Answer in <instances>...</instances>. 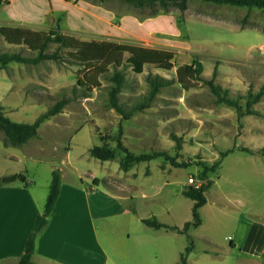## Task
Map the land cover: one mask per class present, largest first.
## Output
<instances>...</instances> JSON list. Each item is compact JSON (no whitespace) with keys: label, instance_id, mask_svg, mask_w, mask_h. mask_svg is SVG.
Returning a JSON list of instances; mask_svg holds the SVG:
<instances>
[{"label":"rangeland","instance_id":"obj_1","mask_svg":"<svg viewBox=\"0 0 264 264\" xmlns=\"http://www.w3.org/2000/svg\"><path fill=\"white\" fill-rule=\"evenodd\" d=\"M46 1L15 0L14 6L26 16L37 12ZM49 1L58 4L57 0ZM74 1L80 6L87 3L90 11L104 16L113 28L100 34H91L83 27L76 32L68 29L65 18L52 17L41 30L56 27L84 41L169 49L174 65L162 69L146 63L136 72L126 61L129 52L124 51L120 64H105L106 70L96 75L99 84L87 88L77 85V77L83 73L94 77L92 66L99 60L81 62L71 55L72 48L49 42L46 51L55 52L56 59L36 63L12 60L0 66V107L14 121L33 122L54 101L69 98L61 112L43 120L38 134L21 145L11 144L0 128V174L23 173L32 178L30 187L36 197L42 186L49 184L52 169L70 179L79 172L89 182L92 174L100 188L106 185L127 194L135 208L129 214L131 222L107 221V228L116 230L119 238L124 230L131 234L129 241L116 246L117 251L126 253L116 257L121 264H177L188 244V234L194 246L186 264L264 263V10L204 0H188L184 9L159 4L138 7L123 0ZM71 13V22L93 28L101 25L81 10L71 7ZM8 49L28 56L36 53L25 45H9L0 37V51ZM193 58L202 62L201 77L212 78L227 89L229 96L239 99L242 111L248 92L263 91L251 104L254 112L242 113L218 102L202 80L183 88L175 70ZM116 70L123 76L116 94L122 105L148 96L149 76L158 74L169 82L158 88L148 106L124 118L109 102L111 76ZM114 135L133 153L163 150L185 164L174 165L159 156L136 162L124 171L120 150L109 160L89 154L91 146L102 143L100 136L115 145L110 138ZM228 148L233 150L221 157ZM216 160L220 165L204 175V167ZM189 176L201 185L210 181L206 202L199 207L201 223L187 232L175 231L191 220L193 200L183 194L190 186ZM47 192L48 185L42 208ZM152 215L175 228L155 233L157 230L146 228L138 220L139 216ZM96 224L100 241L110 249L102 223ZM141 230L153 233V242H134L135 232ZM231 239L235 245H230Z\"/></svg>","mask_w":264,"mask_h":264},{"label":"trees","instance_id":"obj_2","mask_svg":"<svg viewBox=\"0 0 264 264\" xmlns=\"http://www.w3.org/2000/svg\"><path fill=\"white\" fill-rule=\"evenodd\" d=\"M6 0H0V4ZM134 6H153L154 4H159L163 7L168 5H175L180 9H184L187 6L188 0H123ZM214 3H225L231 5H241L246 7H258L264 10V0H204ZM0 37L3 38L8 44L22 46L25 45L30 50L35 51V55L28 56L22 54L18 50L8 49L6 51H0V66L4 67L8 62L23 61L36 63L43 59H56L55 52H47L49 42H57L63 47L72 48L71 55H74L77 60L81 62H87L91 59L99 60V63L92 66L94 69V77H90L83 73L81 76L77 77V85L85 86L89 88L90 86H95L99 84V80L96 75L106 70V65L108 63L114 62V64L119 65L122 59V54L124 51L129 52V57L126 61L132 66L133 70L136 72H141L144 64L149 63L157 68L170 69L174 64L172 62L173 51L169 49H159L151 48L145 46H138L134 44L126 43H116L112 41H84L73 37L70 34L62 33L58 28L53 27L48 30H34L27 27L20 26H7L0 25ZM104 60V61H103ZM103 63H102V62ZM91 65L87 67L89 70ZM203 70L202 62L193 58L190 63L180 64L176 70V78L180 85L188 89L193 85L194 80H202L207 83L211 92L216 96L218 102H223L228 105L236 107L239 112L242 113H253L254 109L251 108V104L254 101H258L263 91H257L255 93L248 92L245 98L244 111H242L241 103L239 99L233 98L228 95L227 89L221 88L220 85L216 84L212 78L206 79L201 77V72ZM216 65L212 70V77L216 74ZM113 84L109 88V102L112 107H114L124 118L129 117V115L137 109H142L148 106L153 96L157 92L158 88L162 85L168 83V79H165L161 75H153L148 77L149 89L148 96L145 99L134 102L129 105H122L118 102L116 94L120 90L123 84V76L117 70L113 72L111 76ZM69 98L63 96L47 108L44 112L39 114L37 118L30 123L17 122L10 119L8 116L4 115L2 108L0 107V128L6 135L9 142L13 145H21L25 143L28 139L35 137L38 134V127L40 123L47 119L48 117L61 112L63 106L68 102ZM107 137L100 136L101 144H95L90 147L89 154L100 160L113 159L116 156V151L120 150L123 152V157L120 160V167L122 170L127 171L134 163L140 161H147L153 158L163 156L170 160L174 165H182L184 162L178 163L175 161L174 157L169 156L166 151H149L142 153H133L126 146H124L120 140L119 136H111V139L115 140V145H111L107 140ZM233 149L228 148L220 153V156L226 155ZM220 165V160H216L210 167H204L203 174L206 171L213 169L215 166ZM14 181H25V175L22 173H15L6 176H0V185L12 183ZM96 184V179L93 180ZM60 172L58 169L51 170V179L48 185V192L46 200L44 203L43 210L35 218L32 229L30 230L24 251L20 255L18 261L15 264H37L30 260V255L34 249V243L37 233L45 226L48 220V216L53 208V205L57 199L60 191ZM210 181L206 185H201L200 187L188 186L183 190V194L193 200L191 207V220L185 221L183 226L175 228L168 225L165 222L158 220L154 215L149 217L141 218V221L146 225L153 228H165L171 229L175 228V231L187 232L189 228L196 227L201 223V217L199 213V207L206 202L205 190L208 188ZM193 240L188 234V244L185 246L184 250L179 255V260L177 264H186L187 256L189 252L193 249Z\"/></svg>","mask_w":264,"mask_h":264},{"label":"crops","instance_id":"obj_3","mask_svg":"<svg viewBox=\"0 0 264 264\" xmlns=\"http://www.w3.org/2000/svg\"><path fill=\"white\" fill-rule=\"evenodd\" d=\"M14 2L15 0H6L0 4V25L41 30L47 19L54 17V19L62 18V20L65 18L68 29L76 32L83 31V27L91 34H100L113 28L111 22L104 16L90 11L87 3H83V6L85 5L83 7L74 0H57L58 4L54 5L47 0L37 12L25 16L18 12ZM71 7L87 13L101 25L93 28L69 21L72 14ZM102 24H105L103 28ZM6 175L11 174H0V176ZM89 176L90 182L83 180L79 172L73 179L60 173V191L47 223L36 235L34 249L30 255L32 262L37 264H121L116 257L119 254L123 257L126 253L124 250L117 251L116 246L129 241L131 234L130 231L124 230V235L119 238L116 230L110 232L111 230L107 228V221L115 219L118 222L121 219L122 222L130 223L129 214L134 212L135 208L128 201L127 194L109 188L104 183L105 186L100 188L97 176L92 174ZM32 182V178L25 175L24 182L14 181L0 185V264H15L18 261L24 251L25 242L35 218L43 210L41 199L49 184L46 182L36 197L30 187ZM141 218L144 217H138L140 222H142ZM96 221L102 223L105 239L112 248L106 249L100 241ZM145 226L148 229L157 230L155 233L162 229L146 224ZM153 236V233L146 230L136 231L133 241L143 242V244L151 243ZM230 245H235L233 239L230 240ZM137 253L138 251L132 255Z\"/></svg>","mask_w":264,"mask_h":264},{"label":"built area","instance_id":"obj_4","mask_svg":"<svg viewBox=\"0 0 264 264\" xmlns=\"http://www.w3.org/2000/svg\"><path fill=\"white\" fill-rule=\"evenodd\" d=\"M188 182H189L190 186H193V187H200L201 186V183L199 181H197L196 179H194V177H192V176L188 177Z\"/></svg>","mask_w":264,"mask_h":264}]
</instances>
